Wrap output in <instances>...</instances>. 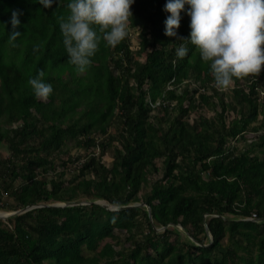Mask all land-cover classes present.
Here are the masks:
<instances>
[{"label":"trees","instance_id":"trees-1","mask_svg":"<svg viewBox=\"0 0 264 264\" xmlns=\"http://www.w3.org/2000/svg\"><path fill=\"white\" fill-rule=\"evenodd\" d=\"M70 2L0 0V144L9 152L0 154V212L31 207L0 219V264H264V132L250 148L227 147L264 129V70L228 94L217 90L196 47L164 35L166 0H135L129 28L142 59L129 34L114 48L101 40L78 74L58 19ZM12 10L22 13V36L9 43ZM187 10L178 36L190 39ZM41 69L53 88L46 101L28 84ZM205 105L214 123L202 117L188 131L183 120ZM68 141L99 154L68 157L57 171L53 154ZM159 160L163 177L149 185Z\"/></svg>","mask_w":264,"mask_h":264},{"label":"clouds","instance_id":"clouds-1","mask_svg":"<svg viewBox=\"0 0 264 264\" xmlns=\"http://www.w3.org/2000/svg\"><path fill=\"white\" fill-rule=\"evenodd\" d=\"M134 2L71 0L67 4L69 13L66 18H58L59 27L68 63L78 74L86 73L92 66L101 40L114 48L127 37ZM38 3L50 9L54 0ZM185 5L190 17V39L178 36ZM163 10L169 14L164 22V35L196 47L202 61L210 63L217 90L228 91L237 81L255 79L264 70V0H166ZM20 15L19 10H12L9 43L22 36L16 31ZM187 53L186 44L181 43L177 57L183 59ZM44 75L41 69L35 78L28 80L35 97L42 101L53 93L52 85L44 82Z\"/></svg>","mask_w":264,"mask_h":264},{"label":"rangeland","instance_id":"rangeland-1","mask_svg":"<svg viewBox=\"0 0 264 264\" xmlns=\"http://www.w3.org/2000/svg\"><path fill=\"white\" fill-rule=\"evenodd\" d=\"M128 30H129L128 31V34H129L128 35V38H129V41H130L132 53L135 56V58H137V59L140 58V60H141L142 58L141 57H138L140 55L139 54L140 38L138 37V35H139L138 34V31H135L134 32L133 31L134 29H130V28H128ZM190 85H191L190 86V91H192L195 86H194V84H190ZM227 92L228 91H225L224 93H227ZM186 106H187V104L185 105V107ZM160 114H162V113L161 112H158V111L157 112H153L151 119L152 120H155V117L156 116H159ZM177 115L178 114L176 112L172 113V117L177 116ZM215 115H216L215 112L212 109H210L208 106L205 105V106H202V107H200V108H198V109H196L194 111L189 112L188 115H187V117H185V120H183V121H185L187 123L188 131L193 132L194 129H199V123L202 121L203 118H206L207 120H209V121H211V122L214 123V117H215ZM236 116H237V112L236 111H233V112L227 114L226 115V117H227L226 124H228L230 121H232ZM258 119H259L258 122H256L255 124H253L252 127H257V125L260 127V124L262 122L263 117L260 116ZM215 124L218 125L219 122L217 121V122H215ZM117 130H118V127L114 123L113 126L109 129L108 134L109 135H116L117 134ZM263 132H264V129L263 128H260L259 131L251 130L250 132H247L245 134V140L239 139L237 141H233L232 143L229 142V144L227 145V147H237L238 150L242 151V150L246 149L247 145H249L253 141H256L257 138H259L260 135ZM95 135L97 137H102L100 134H95ZM250 146L251 145H249V148H250ZM94 151L97 152V155L99 154L98 153V151H99L98 149L91 148L88 151L85 150V149H79V148H76L75 147V144L73 142L68 141L65 144V146L63 147L62 152L60 154H58V153L57 154H53V157L56 160L55 167H56L57 171H63V164H62V162L63 161H66L68 157L71 158V159H76V157H84V156H86L89 153L94 152ZM0 154L3 157L8 158L9 152H8L7 146L5 144H0ZM112 160H113V158H112L111 152L110 153L108 152L103 157V162L105 164L109 165V166L111 165ZM157 167L159 168V172L158 173H153L152 175H149V185H151V183H153L155 181L161 180L162 177H163V163H162V160H159L157 162ZM67 177H69V175ZM203 177H205L204 174H203ZM76 183L77 182H74V184H76ZM147 188H149V187L147 186ZM5 199L3 200V203H4V201L5 202L6 201L7 202L10 201V203H13V200H10L9 198L8 199L5 198ZM58 204L59 203H57V205ZM61 205H63V204H61ZM11 213H15V212H11ZM206 217L207 216H205V218ZM178 229H179V232H180L179 235H180V238L181 239L185 238V236L188 235V231L186 229H184L182 226H178ZM162 230H163L162 228H158L157 229L158 232H160ZM117 233L120 236H123V234H125L124 232H120V231H117ZM199 237L201 238V234L199 235Z\"/></svg>","mask_w":264,"mask_h":264},{"label":"water","instance_id":"water-1","mask_svg":"<svg viewBox=\"0 0 264 264\" xmlns=\"http://www.w3.org/2000/svg\"><path fill=\"white\" fill-rule=\"evenodd\" d=\"M77 203H67V204H63V205H61V204H56V206H59V207H64V206H66V205H76ZM103 204L104 205H108L106 202H103ZM109 206V205H108ZM110 207V209L111 210H117L118 208H116V207H114V206H109ZM29 209H31V207L30 208H28V209H24V210H22V211H18V212H15V213H9V214H7L5 217H0V219H7V218H9V217H11L12 215H15V214H20V213H23V212H25V211H27V210H29ZM120 209H124V208H120ZM119 209V210H120ZM206 229H207V231H208V227L206 226Z\"/></svg>","mask_w":264,"mask_h":264},{"label":"bare ground","instance_id":"bare-ground-1","mask_svg":"<svg viewBox=\"0 0 264 264\" xmlns=\"http://www.w3.org/2000/svg\"><path fill=\"white\" fill-rule=\"evenodd\" d=\"M7 214H9V213H7V212H0V217H5Z\"/></svg>","mask_w":264,"mask_h":264},{"label":"built area","instance_id":"built-area-1","mask_svg":"<svg viewBox=\"0 0 264 264\" xmlns=\"http://www.w3.org/2000/svg\"><path fill=\"white\" fill-rule=\"evenodd\" d=\"M157 105H160L159 103H157ZM255 216V215H254Z\"/></svg>","mask_w":264,"mask_h":264}]
</instances>
